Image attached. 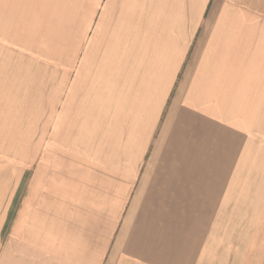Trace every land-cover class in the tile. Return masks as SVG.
Wrapping results in <instances>:
<instances>
[{"label":"crops","instance_id":"crops-1","mask_svg":"<svg viewBox=\"0 0 264 264\" xmlns=\"http://www.w3.org/2000/svg\"><path fill=\"white\" fill-rule=\"evenodd\" d=\"M263 105L264 0H0L1 264H197Z\"/></svg>","mask_w":264,"mask_h":264},{"label":"rangeland","instance_id":"rangeland-1","mask_svg":"<svg viewBox=\"0 0 264 264\" xmlns=\"http://www.w3.org/2000/svg\"><path fill=\"white\" fill-rule=\"evenodd\" d=\"M44 101L27 98V169L47 150L45 141L55 137L44 124L54 115L40 113ZM257 109L250 115L252 129L240 162L239 203L224 211L223 224L213 227L197 264H264V105ZM11 214V224L27 235V193L18 196ZM14 230L9 222L4 235ZM0 244L3 249L6 243Z\"/></svg>","mask_w":264,"mask_h":264}]
</instances>
